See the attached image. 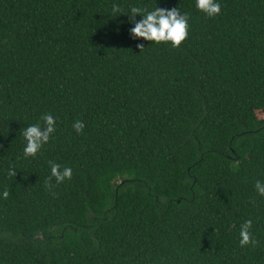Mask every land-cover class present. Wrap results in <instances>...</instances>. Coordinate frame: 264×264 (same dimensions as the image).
Returning a JSON list of instances; mask_svg holds the SVG:
<instances>
[{"label": "trees", "instance_id": "16d2710c", "mask_svg": "<svg viewBox=\"0 0 264 264\" xmlns=\"http://www.w3.org/2000/svg\"><path fill=\"white\" fill-rule=\"evenodd\" d=\"M216 2L0 0V264H264V0ZM133 6L180 9L188 39H134ZM49 161L73 171L52 192Z\"/></svg>", "mask_w": 264, "mask_h": 264}, {"label": "clouds", "instance_id": "9594fccd", "mask_svg": "<svg viewBox=\"0 0 264 264\" xmlns=\"http://www.w3.org/2000/svg\"><path fill=\"white\" fill-rule=\"evenodd\" d=\"M196 7L198 10L205 13L208 17L214 18L221 13V5L216 0H196ZM121 12V8L113 4L112 14L116 15ZM137 14L143 16V19L136 21ZM131 21L135 26L131 28V34L134 39L139 38L156 44L170 43L172 47L179 48L188 39L189 36V17L187 14L181 15L180 9L172 8L167 10L161 7H156L149 11L147 8L131 7L130 9ZM141 51L145 48L143 44H138ZM43 127L40 124H33L27 126L21 133L26 141V146L23 149L25 158H35L40 153L43 146L50 141V137L55 132L56 120L51 114H45L41 117ZM74 130L81 134L84 131L85 124L82 121H76L73 124ZM51 168V175L45 181V187L52 192L54 185L52 179L54 178L56 184H62L65 180H71L73 171L70 167H63L59 163L49 161ZM7 174L16 176L15 168H9ZM255 189L259 196L264 197V183L257 180ZM55 195V193H52ZM3 198L9 197V191H3ZM254 204L255 201H252ZM252 220L245 221L240 226V247L256 246L259 242L256 241L251 233ZM234 227V225H233Z\"/></svg>", "mask_w": 264, "mask_h": 264}, {"label": "rangeland", "instance_id": "374dc122", "mask_svg": "<svg viewBox=\"0 0 264 264\" xmlns=\"http://www.w3.org/2000/svg\"><path fill=\"white\" fill-rule=\"evenodd\" d=\"M259 117L263 118V117H264V115H263V114H259Z\"/></svg>", "mask_w": 264, "mask_h": 264}]
</instances>
